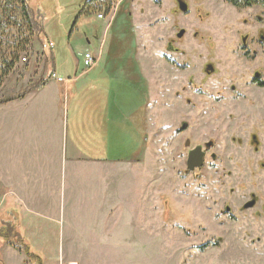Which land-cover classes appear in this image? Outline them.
Returning <instances> with one entry per match:
<instances>
[{
  "label": "rangeland",
  "instance_id": "obj_1",
  "mask_svg": "<svg viewBox=\"0 0 264 264\" xmlns=\"http://www.w3.org/2000/svg\"><path fill=\"white\" fill-rule=\"evenodd\" d=\"M185 1L190 6L187 14L179 11L177 0H102L100 6L89 4L93 9L88 7L81 16L79 10L86 0L30 1L38 21L44 22L45 33L55 42L57 67L67 70L72 61L74 65L78 61L81 73L87 68L86 50L100 53L97 74H90L93 80L80 94L87 106L75 122L80 130L107 129L110 141L103 148L96 147L95 154L125 160L111 165L109 171L105 167L101 172L111 173L105 178L80 170L75 208L72 217L66 215L64 237L58 238L55 228L52 240L30 244L44 264H264V256L258 255L255 261L252 251L264 250V213L260 210L264 205V91L245 99L232 98L236 92L230 91L214 93L218 99L212 95L199 100L190 95L196 106L191 107L174 93L181 86L195 88L196 83L187 84L194 69L178 74L181 82L174 86L177 78L166 61L173 52L168 50L170 44L179 49L173 52L179 64L192 66L196 58L188 55L203 57L194 48L202 45L203 58L220 63L218 45L240 43V34L245 33L241 30L259 24L254 18L257 13L263 19L258 28L264 31V12L250 11L248 18L256 23L237 21L241 30H236L233 7L224 1ZM101 13L103 19L98 18ZM182 28L186 33L178 38ZM42 38L34 36L32 51L21 53L0 87V101L47 77L51 60ZM72 73L68 69L63 76ZM216 78L210 77L205 86ZM108 98L111 113L110 107L108 111L103 107ZM204 108H209L207 114L198 116ZM114 109L119 110L120 120L114 118ZM73 121L70 118L69 126ZM183 123L190 128L180 132ZM69 128L75 132V127ZM252 133L261 142L258 152L249 142ZM5 135L4 124L0 143ZM187 137L191 146L213 141L217 159L207 155L203 167L187 171ZM101 190L110 194L116 211L110 213V228L98 229L100 238L93 242L90 227L102 215L92 211V203ZM251 193L259 198V206L242 212ZM225 203L235 206L236 216L219 212ZM4 223L0 220V228ZM14 240L0 237V264H37Z\"/></svg>",
  "mask_w": 264,
  "mask_h": 264
},
{
  "label": "crops",
  "instance_id": "obj_2",
  "mask_svg": "<svg viewBox=\"0 0 264 264\" xmlns=\"http://www.w3.org/2000/svg\"><path fill=\"white\" fill-rule=\"evenodd\" d=\"M92 53L98 60L100 53ZM76 62L77 65L71 62L68 69H73V73L67 77L63 73L68 69L55 65V73L63 81L52 77L41 89L0 103V130L6 125L5 139L0 143V220L12 222L24 241L32 246L52 240L50 233L55 228L59 229L58 238L64 237L66 215L72 217L75 208L80 170L84 174L94 171L98 179L105 178L110 173L101 172L105 167L109 171L111 165L125 161L95 154L96 147L103 148L110 141L107 129L80 130L75 122L80 121L79 114L87 106L85 96L80 98L82 89L88 88L93 80L90 74H97L98 67L96 64L80 73ZM108 100L103 107L107 111L110 107L111 113ZM115 106L120 108L118 104ZM147 107L149 111V104ZM118 109L113 111L116 121L120 120ZM70 118L74 121L69 126ZM69 127H75V132ZM110 202V194L107 196L101 190L92 203V211L102 215L92 221L89 237L93 242L100 238L98 229L111 226L110 213L116 209ZM70 225L73 228L71 220Z\"/></svg>",
  "mask_w": 264,
  "mask_h": 264
},
{
  "label": "flooded vegetation",
  "instance_id": "obj_3",
  "mask_svg": "<svg viewBox=\"0 0 264 264\" xmlns=\"http://www.w3.org/2000/svg\"><path fill=\"white\" fill-rule=\"evenodd\" d=\"M185 1V0H184ZM225 3L229 4V6L233 7V15L236 17L234 19L235 24L237 25L236 30L239 29L241 26V23H238L237 21L244 20L245 24H254L259 23L257 26H255L253 29H249L248 31L241 30L242 32L240 34V43L238 44H223L218 45L217 48V54L216 57L219 59L220 63L209 61L210 57H205L204 55V46L202 45H194V48L197 50V52H200L199 54H203V57L201 55L197 54H190L189 57L196 58V60L193 62L194 65L188 64L186 62L184 65L179 64L176 58H174L173 52H177L179 50L176 47H173L170 44L168 45V50L173 51L171 52L172 55L166 56V61L171 64L172 66V77H176L177 79L174 82V86L179 84L181 81L179 79L180 73H185L190 67L194 69V73L191 75L188 74L187 76V84L189 83V86H194L196 83L197 85L195 88H189L187 89V86H181L177 89H175V97L180 98L183 97L184 101L191 107H196L195 102H191V97H198L199 100H203L205 96H212L214 93H222V91H230V92H236L234 95H231L232 98L235 99H245V97L251 98L252 96L260 95L259 92L264 91V31L263 29L258 28V26L262 25V16L255 14L254 18L251 17L252 15L249 14L250 11L256 10L258 8L260 11L264 12V0H222ZM186 2V1H185ZM178 3V9H179V0H177ZM187 3V2H186ZM188 4V3H187ZM180 12L183 14H187L190 12V6L188 4V10L186 12H183L179 9ZM248 16H251L250 19ZM264 16V15H263ZM184 31L183 35L179 37V33L181 31ZM235 30V31H236ZM186 31L184 28L180 29V31L177 33L178 38H182L185 35ZM238 31H236L237 35ZM237 52L235 55L230 54L229 52ZM225 58V60H224ZM239 59L238 63H234L233 60ZM204 60H208L203 63ZM191 62V59H189ZM197 74V75H196ZM217 75V78L215 81H211V84L209 86L206 83H208V79L210 77H213ZM184 80V79H183ZM227 84V85H224ZM238 85V86H237ZM177 90V91H176ZM213 90V91H212ZM209 91V92H207ZM213 98L218 99V95H213ZM264 97H262L263 99ZM264 101V99L262 100ZM261 101V102H262ZM209 108L199 109V115L203 116L204 114H207ZM193 116H196L195 114ZM205 122L207 123L208 120L206 119ZM205 124H202V126ZM205 127H209L206 125ZM190 127L187 125V123H183L182 127L179 128L180 132H184L188 130ZM241 142L242 140L239 139ZM249 142L253 145L254 151L259 150L260 146V139L258 138L257 134L252 133L250 135ZM214 142L209 140L204 143H197L194 146H191L189 137L185 140V146L187 147V157H186V164H187V171L191 172L196 169H199L203 167L205 164L206 156L209 155L212 159H217V155L212 151L214 148ZM200 147V150L203 152V160L204 163L200 167H195L194 169L188 168V158L189 154L192 150H195L196 148ZM261 164L264 165V162H261ZM259 198L256 196V194L251 193L250 198L244 202V204L241 206V211L245 212L250 209H254L255 207H258ZM232 206L228 203L223 204L219 208V212H222L224 215H228L229 217L236 216V211ZM260 210L264 213V205H261ZM264 217V215H263ZM259 248V247H257ZM254 255L257 256L255 258V261L257 259H260V256H264V250H262L263 253H256L255 249L252 250Z\"/></svg>",
  "mask_w": 264,
  "mask_h": 264
},
{
  "label": "trees",
  "instance_id": "obj_4",
  "mask_svg": "<svg viewBox=\"0 0 264 264\" xmlns=\"http://www.w3.org/2000/svg\"><path fill=\"white\" fill-rule=\"evenodd\" d=\"M31 0H0V87L5 77L13 72L16 64L21 58V53L32 51L33 37L43 36V42L49 46V57L51 60V72L45 78L37 79L28 89L19 91L15 96L4 98L0 103L10 99L21 98L28 91L41 89L55 73V42L45 33L44 22L40 23L30 6ZM231 2V0H229ZM257 1V0H255ZM102 0H86L79 10L81 16L88 7L93 9L94 5L100 6ZM94 4L93 6H88ZM108 11V10H107ZM52 44V45H50ZM46 51V52H47ZM4 228H0V237L9 239L16 237L14 245L26 248L28 254L36 258L37 264H44L41 255L31 250L32 246L24 241L22 235L17 231L12 222L4 221ZM18 244V245H17ZM21 246V247H20Z\"/></svg>",
  "mask_w": 264,
  "mask_h": 264
},
{
  "label": "water",
  "instance_id": "obj_5",
  "mask_svg": "<svg viewBox=\"0 0 264 264\" xmlns=\"http://www.w3.org/2000/svg\"><path fill=\"white\" fill-rule=\"evenodd\" d=\"M179 9L183 12L188 10V4L184 0H179ZM184 31L182 30L179 33V37L183 35ZM204 163L203 152L200 150V147L192 150L188 158V168L194 169L195 167H200Z\"/></svg>",
  "mask_w": 264,
  "mask_h": 264
},
{
  "label": "built area",
  "instance_id": "obj_6",
  "mask_svg": "<svg viewBox=\"0 0 264 264\" xmlns=\"http://www.w3.org/2000/svg\"><path fill=\"white\" fill-rule=\"evenodd\" d=\"M98 18L103 19L104 18V13L99 14ZM50 45H52V44H50ZM26 59H27L26 57H23L24 61H26ZM96 61H97L96 57H95V55L92 52L85 53L84 65L87 68L93 67L95 65ZM52 77L53 78H57L60 81H63V78L62 77H58L56 73H54Z\"/></svg>",
  "mask_w": 264,
  "mask_h": 264
}]
</instances>
